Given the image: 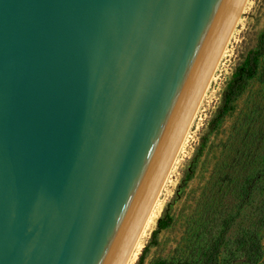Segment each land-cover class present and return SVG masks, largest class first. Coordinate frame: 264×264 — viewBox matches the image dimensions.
I'll return each mask as SVG.
<instances>
[{"label":"water","instance_id":"1","mask_svg":"<svg viewBox=\"0 0 264 264\" xmlns=\"http://www.w3.org/2000/svg\"><path fill=\"white\" fill-rule=\"evenodd\" d=\"M243 0H0V264H115Z\"/></svg>","mask_w":264,"mask_h":264},{"label":"rangeland","instance_id":"2","mask_svg":"<svg viewBox=\"0 0 264 264\" xmlns=\"http://www.w3.org/2000/svg\"><path fill=\"white\" fill-rule=\"evenodd\" d=\"M263 30L264 0H250L228 53L218 68L216 78L188 134L178 163L169 177L161 196V208L148 231L139 256L149 243L158 219L176 197L178 186L200 147L202 137L208 131L209 122L220 105L222 93L233 72L256 46ZM263 158L264 86L253 81L234 104V109L227 115L223 125L211 136L200 157L194 178L187 185L183 196L173 205L171 225L160 233L159 245L150 249L144 264H154L158 259L197 261L199 248L207 239L205 230L211 228L210 225L203 226L204 223L209 224L208 221L219 219L225 203L230 201L233 182L259 167ZM251 215V209H246L229 232L220 264H243L235 254L234 240L249 227ZM261 239L263 256L260 264H264V227L261 230Z\"/></svg>","mask_w":264,"mask_h":264},{"label":"trees","instance_id":"3","mask_svg":"<svg viewBox=\"0 0 264 264\" xmlns=\"http://www.w3.org/2000/svg\"><path fill=\"white\" fill-rule=\"evenodd\" d=\"M253 81L264 86V30L260 34L256 46L236 67L227 83L221 96L220 105L209 122L208 131L202 137L200 147L178 186L176 197L158 219L157 227L152 232L149 243L140 254L137 264H144L150 249L159 245L160 233L169 228L173 221L171 213L173 205L183 196L187 185L194 178L200 157L211 136L223 125L227 115L234 109V104L244 95ZM231 189L230 201L225 203L219 219L214 222L208 221L209 224L205 222L203 225H210L211 228L205 230L207 239L199 248L197 261L158 259L154 264H220L221 253L227 242L228 234L246 209H251L252 213L249 227L235 238L234 251L243 264H260L263 256L261 230L264 227V158L260 162V166L253 169L250 174L233 182ZM209 219L211 220L210 216Z\"/></svg>","mask_w":264,"mask_h":264},{"label":"bare ground","instance_id":"4","mask_svg":"<svg viewBox=\"0 0 264 264\" xmlns=\"http://www.w3.org/2000/svg\"><path fill=\"white\" fill-rule=\"evenodd\" d=\"M250 0H243L224 39L222 40L209 68L203 79V82L198 90V93L193 101V112L188 121V124L184 130L172 161L168 167L159 191L155 197V200L151 206L146 208L142 213L137 225L135 226L131 236L129 237L124 249L122 250L117 262L115 264H135L139 253L143 247L148 231L151 229L158 213L161 208V196L163 195L164 189L167 185L169 177L173 172L175 165L178 163V157L180 156L182 149L185 145L188 134L198 116V113L202 107L203 101L209 91L211 84L216 78L218 68L228 53L229 46L235 35L237 27L239 26L243 14L245 13Z\"/></svg>","mask_w":264,"mask_h":264}]
</instances>
